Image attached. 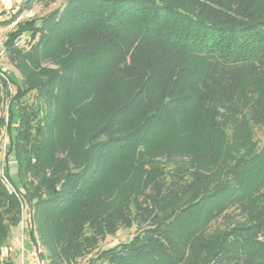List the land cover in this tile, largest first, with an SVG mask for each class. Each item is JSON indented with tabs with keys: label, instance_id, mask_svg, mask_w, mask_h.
Here are the masks:
<instances>
[{
	"label": "trees",
	"instance_id": "obj_1",
	"mask_svg": "<svg viewBox=\"0 0 264 264\" xmlns=\"http://www.w3.org/2000/svg\"><path fill=\"white\" fill-rule=\"evenodd\" d=\"M32 1L22 10L31 9ZM13 21L1 20L0 26ZM85 32L93 38L77 45L80 56L55 61L54 72H36L50 75L44 82L23 88L0 68V84L5 77L13 86H0V135L8 140V149H0V249L11 244L22 203L28 213L22 232L36 245L33 214L38 230H46L41 243L52 264L77 261L100 238L134 225L132 237L89 264H162L169 256L155 246L158 235L152 238L149 225L158 217L155 225L162 228L156 231L178 226L174 236L181 238L175 242L182 252L201 244L205 252L212 243L204 239L206 228L223 218L202 263L264 264V141L250 143L254 129L264 126V0H65L39 19L16 22L5 54L24 59L21 69L32 78L29 65L37 66L41 54L51 61L53 52ZM24 34L26 51L19 43ZM123 70L132 84L117 95L112 84ZM230 98L234 115L226 104ZM88 105L92 113L85 118L93 129L78 145H68L66 136L77 140L64 133L75 129ZM73 113L79 114L74 121ZM186 126L193 131L178 133L181 142L170 145V159L151 162L159 140ZM138 147L136 169L159 177L131 195L121 177L132 181L136 172L130 173L126 157ZM190 191L194 199L179 207L178 196ZM101 194L115 199L102 208ZM122 207L129 212L125 217ZM0 264L13 262L0 257Z\"/></svg>",
	"mask_w": 264,
	"mask_h": 264
},
{
	"label": "rangeland",
	"instance_id": "obj_2",
	"mask_svg": "<svg viewBox=\"0 0 264 264\" xmlns=\"http://www.w3.org/2000/svg\"><path fill=\"white\" fill-rule=\"evenodd\" d=\"M26 0H11V4L14 6H22V4H24ZM65 0H33L32 4H31V9H29V11H31L34 14V18L35 19H39L42 16L46 15L47 13L51 12L52 10L59 8L62 3ZM3 0H0V8L2 5ZM13 24L8 25V26H0V40H5L8 32L10 31V29L12 28ZM28 36V34H24L22 38H20L19 43L20 46L26 51L29 47H28V42H29V38H26ZM93 38V34H91V32H85L82 33L79 36H75L74 39L66 46V47H60L56 52H53V60L50 61V59H41V57H45L42 56V54L38 57L39 59V63L37 64V66L34 64L35 67H32L31 65H29V68L32 69L33 71V75L32 78H28V76L26 74L23 73L22 71V67L24 66V59H21L19 57L14 58L12 60H9L8 56L5 54V56H3V58L0 59V68H2L3 70H5V72L9 75L10 78H17V80L20 81V83L22 84L23 88H26L27 85L29 83H41L44 82L46 80V78L50 77V75H46V76H38V74L36 72L39 71V69L41 68H47L49 70H52L53 72L55 70H59L58 64L55 62H59L62 60H68L66 58H68L70 55L72 56H80L81 53L80 51L77 49V45L83 41V39L85 40L86 45H89V41ZM48 58V57H47ZM65 58V59H62ZM127 71V70H126ZM128 74H131L132 72L127 71ZM36 74V75H35ZM0 75H2V73L0 72ZM247 75H251V73L247 74ZM246 76V75H245ZM125 71L123 70V72H118L117 74V78L115 79L117 81V83H113L112 86L115 87L116 89V94L120 95V91H124L127 88H129V86L132 84L131 82H126L125 80ZM263 78V77H261ZM3 81L6 82L5 86L6 88H8V90L10 89V86H12V84L9 83L8 79H6L5 77L2 78ZM41 80V81H40ZM1 82L0 86H2L3 89V83L5 82ZM13 87V86H12ZM223 87V85H222ZM0 90L2 92H4V90ZM10 91V90H9ZM56 92V91H55ZM150 94V93H149ZM3 95H5L3 93ZM248 97H253L250 95H247ZM115 99V98H114ZM117 99V98H116ZM31 98H28V101H30ZM227 106H232L231 109V114L234 115L235 112L237 111L235 109V99L230 98L227 99ZM9 101V97L8 98H4V103L3 105L6 106L7 103ZM98 106V105H97ZM99 107V106H98ZM92 108L93 105H88L86 106L85 112L83 113V115L81 116L82 119H80V123L78 124H73L74 126V130H72L71 128H67V132H65L64 134L68 135V134H72L73 137H75L74 140H77L76 143L75 141L72 140L71 137L66 136L67 140L66 143L68 145H78L81 141L82 138H85L93 129L92 124H90L88 122V120L85 118V114H90L92 113ZM96 111H98L97 108H95ZM218 111L222 112V107H219ZM79 115V114H78ZM77 115V116H78ZM6 116V115H5ZM77 116L74 115L71 118H74L72 121H74L75 119H77ZM17 117V113L14 110V120H16ZM68 122V119H65V123ZM68 123H66L67 125ZM65 125V126H66ZM83 125V126H82ZM181 128V129H179ZM189 131H193L191 126H186V128H182V127H175L172 130V137H166L162 140L161 145L158 146L155 150H153L151 153L154 155V158H149L151 160V162H156V164H158L159 162L162 163L161 165H163L165 162H167L170 159V145L174 144L173 147L175 145L178 144V142H181L180 137L178 135V133L180 134H185ZM160 139V138H159ZM171 139L170 141H167ZM158 140L156 142H159ZM163 141H166L163 143ZM264 141V126L261 127H256L254 129V137L251 140V144L255 145V144H261ZM258 142V143H257ZM155 143V142H154ZM155 146H153L154 148ZM172 147V148H173ZM198 148L195 146V149ZM0 149L2 150V153H4L7 149H8V140H7V136L5 135L4 132L1 133L0 135ZM140 149L138 147V149L133 153L132 157L133 159H135V161H133L130 157H126V160L129 162V164H131V171L130 173H132V168L134 172H136L132 178V181L130 180V175L125 176V177H121L123 179V182L125 184V186L127 187V192L132 194L137 195L138 193H140L142 191L141 186H150L153 177L156 178L158 180V175H143L141 173H139V171L136 169V163L140 158ZM144 155V154H143ZM145 156V155H144ZM196 158L198 157V155L195 153ZM2 157V155H1ZM222 157V156H220ZM220 157H217V161L219 164H223L222 159H220ZM199 158V157H198ZM187 159V158H185ZM147 169V168H146ZM14 172V171H13ZM121 172V171H120ZM151 172V171H150ZM13 176V174H12ZM119 177V171H117L114 175V177ZM152 178V179H151ZM2 182L6 185V187H8L7 182L3 179ZM14 179V176H13ZM15 180V179H14ZM108 179L105 181L103 188H106L108 186ZM158 183V181H157ZM139 186L140 188H137V186ZM8 189L11 191V189L8 187ZM262 189L259 191L261 192ZM103 195V194H101ZM98 198L99 201L101 202L102 208L104 206V203L107 205V200L110 201H114L115 197L112 195H103ZM124 199V198H122ZM178 199L181 200L182 202L179 203V201L177 202V205L179 207H182L183 205H185L186 203H189L191 200L194 199V194L192 193V191L186 193L185 195H179ZM149 208V206H148ZM109 211H112L109 210ZM119 211L122 214V217H125L126 215L129 214L128 210H125L124 207L119 208ZM113 214H116L115 212H113ZM228 214V213H226ZM27 216V217H26ZM31 216V214L29 215ZM20 217H21V222L19 224L18 227L16 228H12L11 229V233H12V239H11V244L6 243L4 246L1 247L0 249V257H2V259H10L13 264H35V259L32 255V253H34L36 250H39L40 252L38 253V258L44 262V264H52L51 263V251L49 249H47L43 243H41L46 230H38L37 226H38V221L36 222V220L34 221L33 218V214H32V218H31V223L33 226V235L37 237V243L36 245H34L28 238L27 235H24L22 232V220L23 217L24 219L28 218V213L25 212L24 209V204L21 203L20 205ZM161 217H158V219H154L153 222H150V227L154 228L153 233H152V238L156 236V234L158 235V237H156L155 239L157 240L156 243V247L158 249H161L162 254L168 255V259L166 260V262H163L162 264H203L202 262H204L205 258L207 256H209L210 252L214 249L212 246V244H214V239L209 238L210 234L214 233V229L215 228H220L223 227V223L224 220L223 218H220L214 222H212V224L210 225V228H206L205 234H204V239L205 240H211L212 243L207 245H204L205 252L202 251V244L201 247L199 248H191L190 247H186L184 249V251H180L177 248V246H179V244H177L175 241L177 240H181V238H178V236H174V232L175 230L178 228V226L175 225H170L168 224L166 226V224L163 225V227L165 228V230L161 233V229L157 230V228H162L160 227V225H155ZM41 220V219H40ZM25 222V221H24ZM103 226H106V223H100ZM124 225V224H123ZM73 224H69L68 227L70 230H73L74 227H72ZM156 226V227H155ZM137 232V227L134 225L132 228L126 229V228H121L119 231H117V233L115 235H108L105 238H100L99 242L97 243L95 249L89 254L86 255L82 258L77 259V261H72V262H66L64 260L60 261L59 264H89V259H93L95 256H97L100 252L114 248L115 246H117L118 244L122 243V241L127 240L129 237H132L135 233ZM67 234H70V231H67ZM101 236L103 237V235L101 234ZM42 238V239H41ZM36 247V248H35ZM198 250V251H197Z\"/></svg>",
	"mask_w": 264,
	"mask_h": 264
},
{
	"label": "built area",
	"instance_id": "obj_3",
	"mask_svg": "<svg viewBox=\"0 0 264 264\" xmlns=\"http://www.w3.org/2000/svg\"><path fill=\"white\" fill-rule=\"evenodd\" d=\"M34 17V14L29 10H22V6H14L11 4V0H3L1 8H0V21L7 19V18H14L13 25L21 20H29ZM5 40H0V59L5 56ZM40 251L36 250L34 253H32L35 264H44L43 261H41L38 258V253Z\"/></svg>",
	"mask_w": 264,
	"mask_h": 264
}]
</instances>
